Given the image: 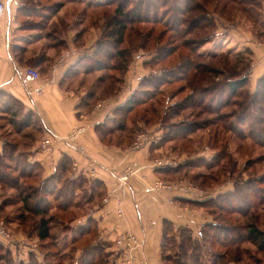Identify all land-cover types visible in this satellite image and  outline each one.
I'll use <instances>...</instances> for the list:
<instances>
[{"label":"trees","instance_id":"trees-1","mask_svg":"<svg viewBox=\"0 0 264 264\" xmlns=\"http://www.w3.org/2000/svg\"><path fill=\"white\" fill-rule=\"evenodd\" d=\"M183 2L185 6L182 5ZM88 4L93 8L90 13L91 17L95 16L91 18V21L94 20L95 24L100 26L101 35L94 51L91 54L81 56L70 67L66 81H69L68 87L70 86L77 91L82 82L90 81L91 89H88L87 95L81 101L82 104L88 103L89 106L94 105L100 100L105 83H110L109 88L114 90L113 94L120 89L124 82V74L129 68V60L123 63V58L127 57V60L131 55L128 49L132 46L131 52L134 53L137 48H144L151 34L150 30L148 32L143 31L140 28V24L162 23L161 16H159L161 10L163 11L161 15H165L164 19L168 17L164 22L165 25L170 27L174 32H177L179 36L187 37L189 34L195 35V38L191 42H186L185 44L191 48V51H193L194 45L212 40L211 32L208 30L217 26L215 17L209 16L208 9L200 0H101L96 4H91L90 2ZM62 5V2L47 6L41 4L40 9L34 5H29L28 8L25 7V13L29 16L40 17L41 20L35 21L29 19L23 24L31 28L44 29L48 27L49 19L59 11ZM52 27L50 26L49 29L51 30ZM136 39L140 40L138 47L133 45L134 42H137ZM126 41L129 43L128 48L122 46ZM59 46L65 49L67 44H59ZM174 51L175 49L170 46L162 45L152 60L154 61V58L159 60L168 58ZM252 51L248 48L246 53L254 54ZM197 55L199 59L204 58L202 54L198 53ZM103 58L117 61L118 59H122L117 64H113L112 69L120 70L123 74L117 78L108 74L103 75L102 70L108 68V66L104 65ZM210 58L213 59L211 62L204 60L193 62L191 58L186 57L182 64L183 66L180 65L182 66L180 73L182 76L184 75L183 79L187 81L186 85L190 90V94L180 102L171 104L168 110L165 111L163 119L167 118L171 122H166L167 131H164V136L160 138V143L168 142L178 135L180 137H187L189 133L193 132L195 130V122L193 120L175 122L174 118L181 110L198 107L202 112L216 115V118L207 120L208 122L206 123H219L220 121H225V117L227 119L235 117L237 119V121L235 120L236 127L231 123L223 124L224 129L229 127V131L239 139L249 137L255 144L264 145V80L258 82L254 92H251L250 89L245 90V87L249 86L253 63L249 61L244 63L243 52L233 54L228 50L219 54H213ZM119 62H122L123 66ZM239 65L242 66L240 70H238ZM249 66L251 67L249 71L244 72L243 69ZM27 67H34L40 72L35 66L27 65ZM171 70L175 73L176 66ZM81 74L82 76L84 74V77L80 76ZM89 75L91 77H88ZM222 77H226V80L231 77L236 78L227 82L222 80ZM144 79H148V76H144L141 79V83ZM161 81L166 82L164 79ZM149 85V87L156 88L152 81H149ZM137 92L138 90L123 105L116 108L111 117L96 125L97 132L106 143H116L117 141H113V138H110V136L116 135V130L123 131L126 128L125 124L117 119L120 115H127L139 104L138 100H136ZM226 95H228V99L225 98ZM231 106L235 107V109L230 110L229 113L224 111V109ZM251 111L258 112L259 114L254 116L247 114ZM109 121H113L115 126H111ZM249 121H253V124H249ZM233 123L235 124L234 121ZM203 125L198 127V129L204 127ZM244 125H247V127ZM24 127H29V130L24 131ZM0 130H6L8 134L17 135L22 140V142H14L4 138L3 134H1L4 139V145L0 151V186L6 185L7 187L20 190L26 214L36 216L37 221L31 225H27L28 230L25 229V231L23 229L25 231L24 234L28 238H38L40 241L53 239V228L55 227V218L57 217L53 215V210L57 209L65 212L72 208H84L83 205L88 201L95 202L97 205L101 202V199L104 200L107 197L106 190L102 188L98 181L99 178H89L84 174H79L76 177L72 175L73 158L67 154L63 155L52 176L42 178L40 164L31 162L28 157L30 147L35 139H38L46 131L43 121L34 111L25 112L21 101L3 91L0 92ZM223 152L224 150L222 153H219V157L224 154ZM19 159L21 162H19ZM259 159L264 160V158ZM215 160L216 158L214 157ZM255 162L251 163L254 164ZM192 163L194 161L190 160L174 167L161 168L165 169L163 179L166 181L172 180L173 174L179 175L185 172L184 170L191 167ZM4 168H7L9 172L1 171ZM197 175L203 177L201 174ZM250 182H259L260 186L252 184V188L249 194H247L246 199H242L240 197L242 189L238 186L239 181L235 178V209L231 210V213L243 216L246 219L241 225L236 222L235 225L230 227L221 224L219 221L210 222L200 228L199 235L196 237L190 226L177 225L171 220L165 219L163 221L161 243L164 263L207 264L206 262L211 260V264H216L220 258L226 255L225 253H218L216 245L220 247H228L230 244L237 245L236 250L241 252L238 245L244 242L251 243L257 248L259 253L264 254V227L257 224L259 214L256 211L252 212L257 203L259 205L264 203V186L261 185L264 184V177L253 178ZM79 189L84 194L79 197V200H76L77 196H79L77 193ZM232 193L234 192H227V195L224 194L227 196L225 198L226 203H232L233 199L228 198L229 194ZM218 196L221 198L223 194H219ZM216 197L213 196L200 200L190 199L186 200V202L192 206L204 208L213 216L214 213L210 211V205L218 203ZM215 206L219 207L218 205ZM220 208L223 211H227L223 206H220ZM84 215H87V212L81 216ZM0 217L5 219L9 227L11 226L10 224H14L10 219L2 216L1 213ZM19 218L20 215L17 219L20 220ZM223 218L222 216L221 219L224 222ZM88 219L89 215L84 224H79L76 227L74 231L77 234L74 235H85L87 228L90 227L87 225ZM236 220L239 219L237 218ZM10 229L13 231L12 227ZM72 229L73 227L71 226L67 227V231L65 232H71ZM77 229L81 230L77 231ZM14 231L18 232L17 230ZM212 231L215 232L213 233ZM75 240L76 236H73V242ZM54 243L58 244L57 239ZM64 247H67V244ZM90 248H85L81 255L78 256L79 258L77 257V259H80V262L77 260L78 263L96 264L95 258L103 259L104 253H110L109 251H112L111 255L114 253L116 257L115 248L111 250L107 242L99 241L92 244ZM170 250L172 253L168 252ZM239 254L235 255V262H241L242 258ZM254 261L255 264H261L262 258H254ZM113 264H116V259Z\"/></svg>","mask_w":264,"mask_h":264},{"label":"crops","instance_id":"crops-1","mask_svg":"<svg viewBox=\"0 0 264 264\" xmlns=\"http://www.w3.org/2000/svg\"><path fill=\"white\" fill-rule=\"evenodd\" d=\"M35 2L37 0H9L5 14L0 16V92L11 94L21 101L25 112L34 111L46 128L30 147L28 159L39 163L42 178H48L53 175L63 155L67 154L73 158L71 172L74 177L84 174L89 178H99L100 185L107 192V200L101 199L97 205L88 201L83 205L88 209L87 215L77 216L71 223L76 228L84 224L89 215L87 225L90 227L83 236V239L90 236L87 245L107 242L113 250V240L119 234L130 231L145 241L140 255L143 260L145 258L146 264H165L161 246L165 219L177 225L190 226L197 237L200 228L210 223L213 217L204 208L186 202L200 200L193 192L155 187V182L165 175V169L161 168L174 167L171 161L163 162L159 158L164 151L160 142L150 140L135 150L131 148L132 143L124 141L106 143L95 128L131 97L139 81L149 72V58L142 51L127 69L124 82L116 93L92 106L88 103L84 105L81 101L91 89L90 81L82 82L77 91L68 87L69 81L66 80L70 67L81 56L94 51L101 35L100 26L91 21L93 8L82 0H55L54 3L62 2L63 5L49 19L48 27L37 29L23 24L34 19L25 13V7L34 5L40 9ZM50 26H53L51 30ZM64 43L67 44L65 49L59 46ZM65 50H71L70 54L60 62L59 57ZM253 53L251 83L264 75V46L254 47ZM27 65L35 66L41 72V77L30 84V92L22 79ZM79 126L85 129L70 139L71 132ZM23 130L28 131L29 127ZM54 137L58 138L53 139L52 147L43 149L41 141ZM3 145L4 139L0 134V151ZM73 145L81 146L84 154ZM157 160L161 162L156 163ZM92 165L97 170L94 176L90 175ZM129 166L133 167L134 174L126 183L121 182L117 173L124 172ZM119 207L123 210L121 216L118 214ZM27 239L30 251L37 247L38 238ZM79 241L81 239L75 242Z\"/></svg>","mask_w":264,"mask_h":264},{"label":"rangeland","instance_id":"rangeland-1","mask_svg":"<svg viewBox=\"0 0 264 264\" xmlns=\"http://www.w3.org/2000/svg\"><path fill=\"white\" fill-rule=\"evenodd\" d=\"M54 1L55 0H37L35 3L47 6L54 4ZM98 1L101 0H85L86 4L89 2L91 4H96ZM200 1H202L208 9L209 16L215 17L217 26L208 30L211 32L212 40L204 42L203 44L194 45L193 51L185 44L186 42H191V40L195 38V35L189 34L187 37L179 36L177 32H174L170 27L165 25L164 22L168 17L164 19L165 15H161L163 12L162 10L160 11L161 13H159V16H161L160 19L163 21L162 23L140 24V28L143 31H151L148 41L146 40L147 44L144 48H137L134 53L131 52L133 47L130 46L128 51L131 55L127 60V57H124L123 63L129 60L128 66L130 67L132 62L140 56L138 54H141L142 51L145 52L149 58V61H147L149 72L145 75L148 76V79H144L142 83L140 80L134 89V92L138 90L136 100H138L139 104L127 115H120V117H118L117 120H121L126 128L123 131L116 130L117 134L110 136V138H113V141H124L130 144L137 135L146 133L148 136H154L151 137L153 143L160 142V138L164 136V131H167L166 122H171V120L167 118L163 119L165 111L168 110L171 104L180 102L190 94V90L186 85L187 81L183 79L184 75L182 76L180 73V69L186 57L191 58L193 62L198 60L211 62L213 60L210 58L211 55L230 50L233 54L243 52L244 63L248 61L253 63L254 54H247L246 50L248 48L253 50L254 47L262 48L264 46V0ZM182 5L185 6L184 2ZM81 15L83 14H80V16ZM33 20L38 21L41 19L40 17H34ZM136 41L137 42H134L133 45L138 47L140 40L136 39ZM162 45L170 46L175 49V51L168 58H164L163 60L154 58L153 61V56ZM122 46L128 48V41ZM198 53L202 54L204 58L199 59ZM120 60L122 61V59H118V61ZM102 61L105 66H108L107 69L102 70L103 75L108 74L117 78L123 74L120 70L112 69L113 64L118 63L117 60L103 58ZM119 63L123 66L122 62ZM175 66L176 72L173 73L171 69ZM241 67L242 66L239 65L238 70H240ZM250 68V66L248 68L245 67L243 70L244 72H248ZM234 78L236 77H231L226 80V77H222V80L228 82ZM162 79L166 82L161 81ZM261 80H264V75L259 78L258 81H254L253 83L250 81L249 86L245 87V90L247 91L250 89L251 92H254L258 82ZM149 81L155 84V89L149 87ZM109 86L110 83H105L100 100L109 98L113 95L112 92L114 90L109 88ZM225 98L228 99V95H226ZM233 109H235V107L231 106L224 109V111L229 113L230 110ZM247 114L254 116L259 113L251 111ZM212 118H216V115L209 112H202L198 107L181 110L179 114L175 115V122L193 120L195 122V130L189 133L187 137H180V135H178L168 142H163L162 147L164 151L159 158L162 159L163 162L171 161L170 163L173 166L193 160L194 163H192L191 167H188L184 170L185 172L179 175L173 174L174 176H172V180L170 181L177 182L179 180H185L193 183L202 191L201 195L194 193L199 199H207L212 195H215V197L217 196L216 199L218 203L210 205V211L214 213L211 222L219 221L221 224L230 227L235 225L236 222L241 225L246 219H244L243 216H237L235 213H231V210L235 209V178L239 181L238 186L242 189L240 197L246 199L247 194H249L252 188V184L259 185V182H250V180L264 177V160L259 159L264 158V145L255 144L249 137L246 139H239L235 134L229 131V127L224 129L223 124L231 123L236 127L237 119H235V117L233 119H230V117L227 119L225 117V121H220L219 123H206L208 122L207 120ZM204 123L206 124L203 125ZM250 123L253 124V121H249V124ZM109 124L115 126L113 121H109ZM202 125L204 127L198 129V127ZM244 126L247 127V125ZM159 131L161 132L157 135ZM0 134H3L4 138L14 142H22L19 136L13 135L12 133L8 134L6 130L1 131ZM125 138H127V140ZM223 150L224 154L219 157V153H222ZM214 157L216 158L215 161ZM19 162H21V160ZM251 162L255 163L253 164ZM1 171L9 172L7 168L1 169ZM197 174H201L203 177H199ZM261 185L264 186V184ZM227 192H234L229 194L230 196L228 197L233 199L231 204L225 201ZM77 193L79 196H77L78 198L76 200H79V197L82 196L84 192L79 189ZM219 194H223V196L219 198ZM21 198L20 190L7 187L6 185L0 186V213L14 223L10 224V227L13 229L15 239L14 241H9L0 238V264H80L77 262V260L80 262V259H77V257L81 255L84 246L86 249L90 248L91 245H87L90 242V236L88 235L86 239H83L82 235H74L77 234L73 231L76 230V228H73L71 232L65 231H67V227L71 226V221L74 218L86 212V208H75L65 212L57 209L53 210V215L55 217L57 216L55 218V227L53 228V239H46L44 241L38 239L36 243L37 247L33 248L31 250L33 252H31L27 245V236L24 232L28 230L27 225H31L33 222L37 221V218L35 215L26 214L24 203ZM220 206H223L224 209L226 208L228 212L223 211ZM263 206L264 203L262 205L257 203L255 209L252 211H256L259 214L257 224L261 227H264ZM19 215L20 220L17 219ZM21 216H23V218H21ZM222 216L224 217V222L221 219ZM237 218L239 220H236ZM23 229L26 230L24 231ZM78 230L81 229H77V231ZM212 232L214 233L215 231ZM73 236H76V240L81 239V241H79V243H76V240L73 242ZM56 239L58 244L54 243ZM65 244H67V247H64ZM72 245H74V247H72ZM215 247L218 253L226 254L225 257L220 258L216 264H255L254 258H262L261 264H264V254L259 253L257 248L249 242L238 245L241 252H238L236 250L237 245L233 244H230L228 247H220L217 245ZM109 252L110 253H104L103 259H99L98 257L95 258L96 264H113L116 257L114 253L111 255L112 251ZM168 252L172 253L171 250ZM238 253H240L239 255L242 258L241 262H235V255ZM210 262L211 260H208L206 263L211 264Z\"/></svg>","mask_w":264,"mask_h":264},{"label":"built area","instance_id":"built-area-1","mask_svg":"<svg viewBox=\"0 0 264 264\" xmlns=\"http://www.w3.org/2000/svg\"><path fill=\"white\" fill-rule=\"evenodd\" d=\"M9 4V0H2L0 2V16L4 15L7 9V5ZM71 50H65L59 57V61H63L66 56L70 54ZM41 77L40 72L34 68V67H26L22 74V79L24 85L27 87V90L30 92V84L35 82ZM41 91V90H38ZM85 129L84 126H79L76 127L70 135V139L75 138L78 134H80L83 130ZM151 137L153 136H148L146 133H140L139 135L136 136L134 139L131 148L133 149H140L142 148L147 142L151 140ZM55 138L52 139L45 138L41 141V146L43 149L49 150L52 145ZM61 139V138H59ZM63 140V139H62ZM67 141V143H70L67 139H64ZM72 145V144H71ZM73 147L80 152L81 154H84V150L81 146L78 145H73ZM161 162L160 160H157L156 163ZM96 168L95 166L92 165L91 170H90V175L94 176L96 174ZM134 174V169L133 167L129 166L127 169L118 174L117 176L119 177V180L121 182L126 183L130 176ZM155 187L158 189H163V190H177L181 189L184 191H191L193 193H196L198 195H201L202 191L199 190L193 183L185 180H179V181H166L163 179H159L155 182ZM107 198H104V201H106ZM123 213V210L121 207L118 208V214L121 216ZM0 237L3 238L4 240H9V241H14V234L13 231L10 229L8 224L6 223L5 219L0 217ZM145 246V241L142 240L138 235H136L133 232L127 231L119 234L115 239H114V247H115V252H116V264H146V260L142 259L140 252L144 249Z\"/></svg>","mask_w":264,"mask_h":264}]
</instances>
